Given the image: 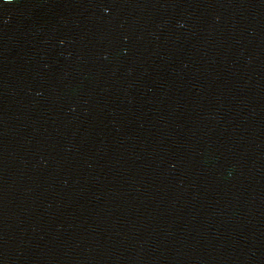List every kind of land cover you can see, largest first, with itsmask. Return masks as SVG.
I'll return each mask as SVG.
<instances>
[{
    "label": "water",
    "instance_id": "water-1",
    "mask_svg": "<svg viewBox=\"0 0 264 264\" xmlns=\"http://www.w3.org/2000/svg\"><path fill=\"white\" fill-rule=\"evenodd\" d=\"M0 264H264V0H0Z\"/></svg>",
    "mask_w": 264,
    "mask_h": 264
}]
</instances>
